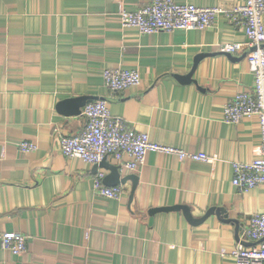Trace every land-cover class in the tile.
<instances>
[{
    "label": "crops",
    "instance_id": "obj_1",
    "mask_svg": "<svg viewBox=\"0 0 264 264\" xmlns=\"http://www.w3.org/2000/svg\"><path fill=\"white\" fill-rule=\"evenodd\" d=\"M199 7L232 9L247 0H176ZM150 0H0V264H236L229 255L251 216L264 212V185L241 192L232 162H252L261 144L257 117L224 119L226 103L252 88L254 75L243 54L222 46L245 43L242 24L225 14L201 30L144 34L123 27L121 10ZM264 22V15H263ZM200 54L201 58L191 79ZM136 69L138 86L113 92L105 69ZM108 101L111 113L148 133L152 142L216 156L214 163L149 152L119 199L96 192L94 176L109 170L63 155L59 138L86 126L65 113L62 100ZM87 103V104H88ZM29 141L38 148L22 152ZM118 164L113 158H107ZM185 205L200 218L224 208L242 224L217 214L194 225ZM27 236L15 255L2 247L4 233ZM244 244V243H243Z\"/></svg>",
    "mask_w": 264,
    "mask_h": 264
},
{
    "label": "built area",
    "instance_id": "obj_2",
    "mask_svg": "<svg viewBox=\"0 0 264 264\" xmlns=\"http://www.w3.org/2000/svg\"><path fill=\"white\" fill-rule=\"evenodd\" d=\"M225 14L242 24L247 36L245 43H230L222 46L229 54H243L254 75V84L231 98L224 108V119L237 124L245 117H257L261 129V144L258 155L252 162H232L233 185L241 192H248L264 185V0H247L232 9L220 7H199L181 4L176 0H150L136 11L121 10L120 22L123 27L138 28L141 33L173 32L175 30L205 29L211 26L217 15ZM103 77L106 86L113 92L124 91L141 83V74L136 69H105ZM86 126L77 135H62L59 146L64 156L77 157L90 164H99L106 158L117 161L121 171L135 172L144 166L149 152H161L178 156L180 160L190 159L214 163L216 156L193 153L184 149L157 144L148 133L137 131L124 118L114 116L108 101L99 99L88 103L82 111ZM37 144L23 141L19 144L22 152H31ZM106 174L99 171L94 176L97 193L107 198L119 199L122 186L108 187L104 183ZM241 239V238H240ZM242 239L257 242L245 246L239 242L229 255L236 264H264V212L251 216ZM2 247L15 255L28 249L27 236L18 232L4 233Z\"/></svg>",
    "mask_w": 264,
    "mask_h": 264
},
{
    "label": "water",
    "instance_id": "obj_3",
    "mask_svg": "<svg viewBox=\"0 0 264 264\" xmlns=\"http://www.w3.org/2000/svg\"><path fill=\"white\" fill-rule=\"evenodd\" d=\"M206 56V54H200L196 64L194 65V68L192 69L191 73L188 74L186 79H191L193 76V73L197 67L198 61ZM245 56V55H244ZM91 100L89 97H72L67 98L65 100H62L59 104V108L65 112L70 113L72 115H81L83 108L87 105V103ZM99 167H104L107 170H109V174L105 177L104 183L108 187H115L120 186L122 184H126L128 181H132L133 183V190H132V196L135 191V188L138 184V176L136 174H129L126 176H122L120 166L118 164H112L110 163L107 158L104 159L101 163L94 165V170L97 171ZM182 211L189 222H191L194 225L200 224L204 222L210 215L217 214L222 217L223 220L227 222H233L236 225V233L238 239H240V234L242 233V224L238 219L230 218L229 214L224 208H211L204 216L200 218H195L193 216L192 210L188 206L183 205H176V206H170V207H162V208H154L150 210V214H154L156 212H168V211ZM245 246H251V244L243 242Z\"/></svg>",
    "mask_w": 264,
    "mask_h": 264
}]
</instances>
